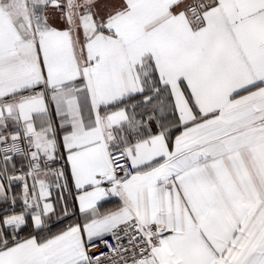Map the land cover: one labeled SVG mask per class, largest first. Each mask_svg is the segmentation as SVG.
<instances>
[{"label":"snow or ice","instance_id":"1","mask_svg":"<svg viewBox=\"0 0 264 264\" xmlns=\"http://www.w3.org/2000/svg\"><path fill=\"white\" fill-rule=\"evenodd\" d=\"M0 264H264V0H0Z\"/></svg>","mask_w":264,"mask_h":264}]
</instances>
